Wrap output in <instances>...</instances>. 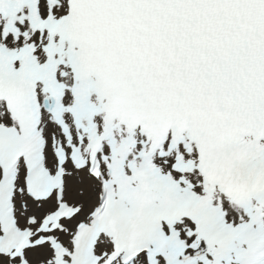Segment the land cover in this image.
<instances>
[{
    "label": "snow or ice",
    "instance_id": "1",
    "mask_svg": "<svg viewBox=\"0 0 264 264\" xmlns=\"http://www.w3.org/2000/svg\"><path fill=\"white\" fill-rule=\"evenodd\" d=\"M0 264H264V0H0Z\"/></svg>",
    "mask_w": 264,
    "mask_h": 264
}]
</instances>
